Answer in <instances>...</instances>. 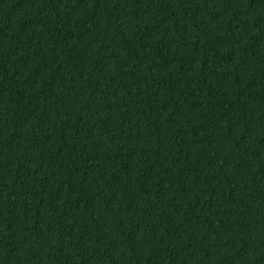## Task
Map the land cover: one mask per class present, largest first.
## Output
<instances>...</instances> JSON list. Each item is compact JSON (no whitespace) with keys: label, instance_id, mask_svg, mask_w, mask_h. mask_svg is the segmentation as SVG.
<instances>
[{"label":"trees","instance_id":"obj_1","mask_svg":"<svg viewBox=\"0 0 264 264\" xmlns=\"http://www.w3.org/2000/svg\"><path fill=\"white\" fill-rule=\"evenodd\" d=\"M0 264H264V0H0Z\"/></svg>","mask_w":264,"mask_h":264}]
</instances>
